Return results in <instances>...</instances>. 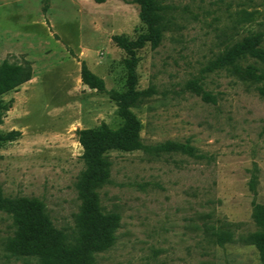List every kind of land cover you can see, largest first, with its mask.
<instances>
[{
  "label": "rangeland",
  "instance_id": "374dc122",
  "mask_svg": "<svg viewBox=\"0 0 264 264\" xmlns=\"http://www.w3.org/2000/svg\"><path fill=\"white\" fill-rule=\"evenodd\" d=\"M157 5L160 40L136 50L140 94L130 106L142 147L109 153L95 191L120 224L95 264H263L249 235L253 203L264 204V63L235 51L264 49V0ZM138 12L131 0H0V64L28 60L33 70L2 96L0 133L19 134L0 147V186L4 196L41 200L68 238L85 170L77 130L123 123L116 101L82 82L81 65L107 90H125L128 55L114 37L147 31ZM13 233L0 210V264H40L7 251Z\"/></svg>",
  "mask_w": 264,
  "mask_h": 264
},
{
  "label": "trees",
  "instance_id": "16d2710c",
  "mask_svg": "<svg viewBox=\"0 0 264 264\" xmlns=\"http://www.w3.org/2000/svg\"><path fill=\"white\" fill-rule=\"evenodd\" d=\"M98 3L105 0H94ZM139 5V19L146 25L147 31L139 34L136 40L126 36H115V41L127 52L125 65L127 68L126 89L107 90L102 77L92 72L83 62L81 80L90 88L107 92L116 101L118 113L123 123L116 129L103 124L96 128L77 130L78 141L83 148L82 158L85 170L78 183L80 206L76 214V234L72 238L60 228L53 225L46 212L44 203L35 197H7L0 186V210L12 216L14 224L13 236L6 249L15 255L34 256L40 264H95V254L110 247L115 240V232L120 224L117 212H104L99 203L95 188L109 175V153L114 150L133 151L142 147L139 137L141 123L130 109L131 102L140 94L136 89L135 73L136 50L149 42L152 46L160 40V24L162 15L158 12L157 0H131ZM250 52L264 63V49L243 45L236 49L239 55ZM32 65L24 60L20 63L3 61L0 64V123L5 109L2 96L32 77ZM264 97V86L259 90ZM203 98H209L207 93ZM18 131L0 133V147L18 136ZM171 150L191 151L187 144L168 141L163 144ZM252 218L257 229L249 235L264 264V204L254 202ZM229 238V233H217V239Z\"/></svg>",
  "mask_w": 264,
  "mask_h": 264
}]
</instances>
